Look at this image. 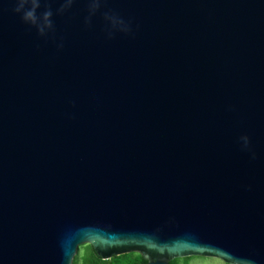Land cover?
Listing matches in <instances>:
<instances>
[{"label":"water","instance_id":"water-1","mask_svg":"<svg viewBox=\"0 0 264 264\" xmlns=\"http://www.w3.org/2000/svg\"><path fill=\"white\" fill-rule=\"evenodd\" d=\"M36 2L0 0V264H264V0Z\"/></svg>","mask_w":264,"mask_h":264},{"label":"trees","instance_id":"trees-1","mask_svg":"<svg viewBox=\"0 0 264 264\" xmlns=\"http://www.w3.org/2000/svg\"><path fill=\"white\" fill-rule=\"evenodd\" d=\"M83 248H85V251ZM191 259L192 258H185L187 261ZM73 264H147V262L138 253L113 257L110 260H103L97 255L91 245H83L78 249ZM171 264H179L178 259L172 261Z\"/></svg>","mask_w":264,"mask_h":264},{"label":"clouds","instance_id":"clouds-1","mask_svg":"<svg viewBox=\"0 0 264 264\" xmlns=\"http://www.w3.org/2000/svg\"><path fill=\"white\" fill-rule=\"evenodd\" d=\"M29 2V0H17V7L15 8V12L21 13L23 12V17L22 19L25 22H32L35 23L36 21V16H35V10L39 6L36 0H31L32 7L29 10H25V5ZM51 15L50 12H46L44 14L45 20Z\"/></svg>","mask_w":264,"mask_h":264},{"label":"rangeland","instance_id":"rangeland-1","mask_svg":"<svg viewBox=\"0 0 264 264\" xmlns=\"http://www.w3.org/2000/svg\"><path fill=\"white\" fill-rule=\"evenodd\" d=\"M85 251V248H83ZM179 264H226L218 259L203 258V257H192L191 260L178 259Z\"/></svg>","mask_w":264,"mask_h":264}]
</instances>
